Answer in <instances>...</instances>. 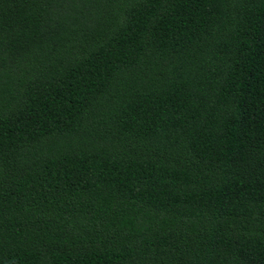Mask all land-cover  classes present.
Instances as JSON below:
<instances>
[{"label":"trees","instance_id":"trees-1","mask_svg":"<svg viewBox=\"0 0 264 264\" xmlns=\"http://www.w3.org/2000/svg\"><path fill=\"white\" fill-rule=\"evenodd\" d=\"M0 264H264V0H0Z\"/></svg>","mask_w":264,"mask_h":264}]
</instances>
